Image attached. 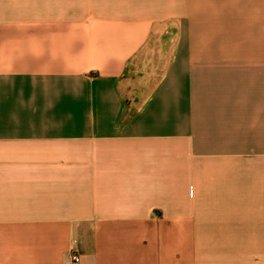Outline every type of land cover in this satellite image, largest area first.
<instances>
[{"label":"crops","instance_id":"1","mask_svg":"<svg viewBox=\"0 0 264 264\" xmlns=\"http://www.w3.org/2000/svg\"><path fill=\"white\" fill-rule=\"evenodd\" d=\"M73 252L264 264V0H0V264Z\"/></svg>","mask_w":264,"mask_h":264},{"label":"rangeland","instance_id":"2","mask_svg":"<svg viewBox=\"0 0 264 264\" xmlns=\"http://www.w3.org/2000/svg\"><path fill=\"white\" fill-rule=\"evenodd\" d=\"M168 37V34L152 37L143 52L131 61L121 84L130 110L144 100L161 76L167 62Z\"/></svg>","mask_w":264,"mask_h":264},{"label":"built area","instance_id":"3","mask_svg":"<svg viewBox=\"0 0 264 264\" xmlns=\"http://www.w3.org/2000/svg\"><path fill=\"white\" fill-rule=\"evenodd\" d=\"M71 259H72V263L73 264H78L79 263V256L77 255V253L75 252H73L72 253V255H71Z\"/></svg>","mask_w":264,"mask_h":264}]
</instances>
